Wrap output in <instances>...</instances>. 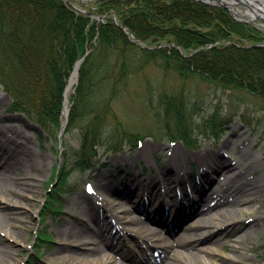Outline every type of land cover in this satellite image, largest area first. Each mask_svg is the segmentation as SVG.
<instances>
[{"label":"trees","instance_id":"1","mask_svg":"<svg viewBox=\"0 0 264 264\" xmlns=\"http://www.w3.org/2000/svg\"><path fill=\"white\" fill-rule=\"evenodd\" d=\"M79 3L88 13L64 0H0V88L12 99L11 111L41 128H61L68 81L92 50L80 65L66 129L80 132L81 146L72 153L77 166L88 167L102 146L119 151L133 141L114 103L148 64L162 61L163 68L183 78L200 76L264 99V31L237 21L224 7L195 0ZM187 102L184 92L162 95L158 118L164 132L188 144L195 131L217 134L221 110L198 117L199 109ZM72 170L60 173L65 187Z\"/></svg>","mask_w":264,"mask_h":264},{"label":"rangeland","instance_id":"2","mask_svg":"<svg viewBox=\"0 0 264 264\" xmlns=\"http://www.w3.org/2000/svg\"><path fill=\"white\" fill-rule=\"evenodd\" d=\"M91 1L94 2L95 0H74L73 2L76 3L78 8L80 7L79 9L84 11L85 8L79 2L90 5ZM236 9L241 11V15H244L248 10L247 7L241 5L236 6ZM85 11L87 12V10ZM254 21L255 25L264 31V21L260 19H255ZM182 92L185 93L186 99L190 101L189 103L192 106L196 105L192 109L198 108L197 112L200 116L207 115L209 112L212 114L216 109L221 110V118L218 119L224 123L216 138L210 136L211 132L200 136L194 132L192 149H187L184 142H172L165 132L160 131L161 127L157 119V115L161 111L160 102L162 95H180ZM11 102L10 96L0 88V143L9 146L10 141H6L8 139L26 142V145L34 153V159H32L34 162L38 163L39 161L40 163L38 168L33 171L37 180H30L35 184L38 194L29 195L28 212L25 213L28 227L26 228L27 232H24L23 236L27 238L28 244L21 248L12 245L13 249L21 250V252L19 251V255L23 260L21 264H65L61 258L62 254L56 251L64 246V241L59 239V233L64 227L65 221L70 220L78 223L84 216L82 213L84 209L88 207V204L96 205L94 200L96 201L97 198L113 200L114 198L112 199L110 196L112 191L122 192L124 190V186L120 183L115 185L114 179L116 177L123 179L128 177L125 180V187L129 185L135 188V185L130 180L135 174L140 175V180H146L145 184H147L149 178L156 175L164 168L166 162L172 159L171 150L176 146H179L188 155V163L192 172L191 181H193L197 172L196 164L192 162L193 156L203 154L210 149L220 148L225 142L228 148H224L223 156L229 160L234 159L235 163L243 162L242 168L251 165L257 176L260 179H264V100L245 89H224L200 76L183 78L174 71H167L165 67L163 68L162 61L148 64L143 71L136 74L131 80L129 92L122 94L114 103L115 114L120 118L122 124L133 133V141L130 144L125 142L123 149L116 153L108 152L107 148L102 146L98 151V158L84 169L76 165L75 158L72 156L73 151L78 150L81 146L78 129L66 131L63 136L59 135L60 129L58 130V128L42 129L24 114L11 112ZM63 122H65L64 116L62 124ZM11 125L15 126L12 127V132H8L7 129ZM16 129L22 132V136L16 135ZM2 130H7L8 132H6L5 138L1 132ZM238 130L239 133L236 134ZM60 141L65 144L62 152L59 146ZM148 143L155 147L152 161L142 158H137L135 162L131 161L132 157L143 152L145 145ZM119 157H124V161L115 162ZM69 165L73 167V171L69 180V187L65 188L61 184L65 178L63 180L64 174L61 175L60 170L64 172V169L66 170ZM147 165H150V167L148 168ZM142 168L144 169V174L141 176V173H143ZM236 169L234 168L233 172L237 171ZM29 170H31V167L27 164L20 176L22 178L27 177ZM100 175L108 176L112 186L110 185L111 187H109L108 185L107 188L100 189L98 186ZM56 178L58 179L57 182L55 181ZM209 179L212 180L211 177ZM172 188L164 186L163 190L166 189L167 192H170ZM93 190H95V193ZM135 191L138 192V189ZM48 197L60 199L62 205L58 206L57 203H54L53 207L56 211H51L47 206L50 205ZM136 198L140 200L139 197L134 196V199ZM142 199L146 204L149 202L148 197ZM100 202L102 203V201ZM174 202L175 200L172 203ZM252 206L261 208L260 213L264 215V194ZM152 207L155 208L154 206ZM7 209L13 214L19 211V209L11 205H8ZM248 209L249 206L242 207L241 218L247 219L254 215L255 212L248 211ZM120 222L122 226L129 227L128 229L135 227L134 225H124L123 220ZM7 228L14 230L12 222L8 223ZM250 232L251 236L247 243L246 256L251 260L245 261V264H264V229L257 236L254 231ZM140 235L143 234L137 231L135 239L130 237L128 242L123 243V246H119L118 251L120 253L105 247L108 248L105 254L111 256L113 262L117 264L177 263L175 258L168 261L163 253H161V256L158 254L154 255L147 244L142 246L140 241L137 240ZM193 237L192 232L186 231L185 235L181 233L175 239L161 238L158 242L151 241L150 243L155 246L171 244L174 243V240L190 243ZM222 244L223 249H220L219 245L214 246V244L206 246V249H215L217 251L213 264H225L224 257H236L232 250L233 247L237 246L235 238H225ZM93 246L92 244L89 247ZM75 247L77 248L78 246ZM199 247L205 246L199 245ZM80 250L84 251L82 248ZM65 252L63 255H68L69 258L67 259H71L72 255L68 254L67 251ZM190 253H194L193 257L182 264H202L200 258L206 260L203 252L193 250ZM124 255L133 256L141 263L127 261L124 259ZM146 258L151 261L147 262Z\"/></svg>","mask_w":264,"mask_h":264},{"label":"bare ground","instance_id":"3","mask_svg":"<svg viewBox=\"0 0 264 264\" xmlns=\"http://www.w3.org/2000/svg\"><path fill=\"white\" fill-rule=\"evenodd\" d=\"M225 2L234 4L235 7H232L233 11L238 13L237 16L239 18L254 21L250 8L244 15H241V11L238 12L236 9V6L240 5L238 1L225 0ZM247 2L252 9H257L259 14L260 12L263 13L264 0H247ZM261 15L264 16V13ZM75 84L76 76L72 78L67 88V107ZM13 126L15 125H11L7 129L8 132H12ZM7 130L1 131L4 138L5 134L8 133ZM238 133L239 130L236 131V134ZM16 135L22 136V132L16 129ZM6 141H10L9 146L0 143V264H21L23 262L19 255L21 250L13 249L12 245L21 248L28 244L27 238L23 236L24 232H27L26 228L28 227L25 213L28 212L29 195L38 194L35 184L30 180H37L33 171L38 168L40 163L39 161L38 163L34 162V153L26 145V142H20L16 139H8ZM224 148H228L226 142L220 148L210 149L203 154L193 156L192 162L196 164L199 170L202 183L194 184L193 186L196 188L195 194L192 193L193 196L191 198L185 194L179 204L172 203L173 199L170 197L172 206L167 210L170 214L169 224L164 219L156 216L159 212L149 215V208L154 206L158 201L157 198L161 196L158 189L164 186L181 185L191 178L192 172L188 163V155L179 146L171 150L172 159L167 161L164 168L156 175L150 177L147 184H145L146 180H140V175L138 174H135L130 179L134 185L138 184L136 188H139L142 193L144 192L149 199L150 206H146L142 202L137 204L138 209L148 213V217L144 221L140 220L141 216L135 213L136 210L130 203L132 202V197H130L128 192L130 186L125 187V178L116 177L114 179L115 185L120 183L124 186V194H119L118 196L117 194L116 196L111 194L110 196L112 199L114 198L113 200L108 198L101 200V198L96 197L97 200H94L96 205L88 204V207L82 212L84 214L83 218L78 223L70 220L65 221V225L59 233V239L64 241V246L56 250L57 253L62 254L63 262L65 264H112L114 262L111 256L106 255L105 252L108 248L118 251L121 244L126 243L130 237H133L134 228L140 229L143 234V237L139 238L140 241L150 244L152 240L158 242L161 238H169L167 235H161L162 231L158 226L167 224L170 231L175 235L176 230L174 229L179 224V227H181L189 219L185 227L186 231L192 232L194 236L190 243L174 240V243L171 244L156 245V247H152L153 254L161 256V253H163L168 261L175 258L177 260L176 264H182L193 257L194 253H190L191 251L198 250L205 254L206 260L200 258L202 264H213L217 251L215 249H206V246L214 244V246L219 245L220 249H223V240L233 237L237 240V246L232 249L236 257H224V263L245 264V261L251 260L246 256L247 243L251 236L250 231H254L257 236L264 229V215L260 213L261 208L252 206L264 194V179H260L257 176L251 165L242 168L243 162L235 163L234 159L229 160L223 156ZM154 149L155 147L152 144H146L143 152L132 157L131 161L135 162L137 158L152 161ZM124 159V157H119L115 162L124 161ZM27 164L30 165L31 170L28 171L27 177L22 178L20 173L25 170ZM234 168H237L236 173L233 172ZM213 180L215 183L209 188L208 185ZM109 181L108 176L100 175L98 180L99 188L105 189L108 185L111 187L112 185ZM204 183L207 184L204 185ZM189 187H192L191 183ZM93 192L95 193V190ZM138 195H140L139 192L134 196ZM119 196L123 197L120 198ZM111 203L113 204L112 206ZM8 205L16 207L19 211L13 214L10 210L8 211ZM247 206H249L248 211L255 213L247 219L241 218V209ZM174 207L177 208L175 209ZM100 210L102 211L101 214L105 215L109 220L107 225L105 224L108 228L107 231H104L99 223L93 226V222L100 221V215H97ZM157 210L160 211L161 207L159 206ZM162 215L167 216L165 212ZM191 215H194L193 219ZM121 220L124 221V225H134L135 227L130 229H127L129 227H122ZM9 222H12L14 230L7 228ZM186 231L183 229L182 235H185ZM92 244L94 246L89 247ZM199 245L205 247L200 248ZM75 246L78 247L76 248ZM81 248L84 249L83 252L80 250ZM65 251L72 255L71 259H67L69 258L68 255H63V253H66ZM123 257L127 261L141 262L133 256L124 255ZM146 260L147 262L151 261L149 258H146Z\"/></svg>","mask_w":264,"mask_h":264},{"label":"water","instance_id":"4","mask_svg":"<svg viewBox=\"0 0 264 264\" xmlns=\"http://www.w3.org/2000/svg\"><path fill=\"white\" fill-rule=\"evenodd\" d=\"M66 1H67V3L71 4L70 0H66ZM197 1H201V2H204L208 5H213V6H224L225 8L229 9L233 15L236 14V12H234L233 8H232L234 6V4L225 2V0H197ZM234 1H236V2L238 1L240 4H245L244 0H234ZM255 17L264 21V18L262 16H260V14H258L257 12H255ZM80 63H81V61L78 63L77 68H76L73 75L78 76V69H79ZM68 112H69V110L66 109V102H65V114H66V116L68 115Z\"/></svg>","mask_w":264,"mask_h":264}]
</instances>
